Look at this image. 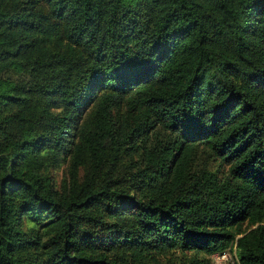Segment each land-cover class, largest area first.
<instances>
[{
  "label": "trees",
  "instance_id": "1",
  "mask_svg": "<svg viewBox=\"0 0 264 264\" xmlns=\"http://www.w3.org/2000/svg\"><path fill=\"white\" fill-rule=\"evenodd\" d=\"M232 249L264 264V0H0V264Z\"/></svg>",
  "mask_w": 264,
  "mask_h": 264
},
{
  "label": "rangeland",
  "instance_id": "2",
  "mask_svg": "<svg viewBox=\"0 0 264 264\" xmlns=\"http://www.w3.org/2000/svg\"><path fill=\"white\" fill-rule=\"evenodd\" d=\"M203 148H199L196 155V163L198 165H202L205 160V153L202 152ZM50 174L53 178V183L55 187L60 190L67 181V165L66 163H61L58 167H56L54 170H50ZM171 253H164L162 255L155 256L156 258V264H181L182 261L187 259L189 261L190 258H192V255L194 253H185V255H181L180 253H175V255H170ZM225 259L222 257L219 259H213L211 256L209 257V264H238L236 252L234 249L227 251L225 253ZM199 258H205V256L198 254Z\"/></svg>",
  "mask_w": 264,
  "mask_h": 264
},
{
  "label": "built area",
  "instance_id": "3",
  "mask_svg": "<svg viewBox=\"0 0 264 264\" xmlns=\"http://www.w3.org/2000/svg\"><path fill=\"white\" fill-rule=\"evenodd\" d=\"M213 259H219V258H223V259H225V254H221V255H218V254H214V255H212L211 256Z\"/></svg>",
  "mask_w": 264,
  "mask_h": 264
}]
</instances>
